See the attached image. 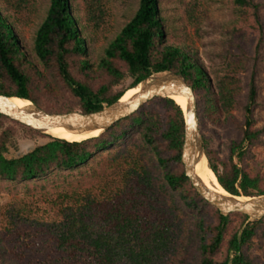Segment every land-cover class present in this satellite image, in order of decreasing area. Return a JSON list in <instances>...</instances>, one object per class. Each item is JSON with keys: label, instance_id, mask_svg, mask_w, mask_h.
<instances>
[{"label": "trees", "instance_id": "obj_1", "mask_svg": "<svg viewBox=\"0 0 264 264\" xmlns=\"http://www.w3.org/2000/svg\"><path fill=\"white\" fill-rule=\"evenodd\" d=\"M234 3L241 22L225 27L234 52L210 85L190 46L178 47L172 35L173 42L165 43L158 0H140L134 18L96 59H89L87 50L103 24L104 0H52L33 41L36 62L25 56L19 37L29 0H0V94L29 100L49 114H88L120 100L127 89L152 75L180 73L197 98L200 130L212 124L229 135L224 156L202 135L208 167L218 184L237 197L264 195V170L250 151L264 137V127H257L254 116L255 59L264 41V21L256 0ZM247 72L244 94L242 75ZM239 108L240 119L233 113ZM141 127L155 163L137 141L116 148ZM184 127L182 109L169 98H154L100 136L82 142L53 138L0 114V177L37 180L54 169L87 165L107 151L93 176L81 182L80 191L59 196L63 203L57 246L68 258L92 257L95 264H160L181 246L184 221L178 211L184 208L197 215L199 264H259L250 252L264 217L223 216L196 193L181 162ZM18 137L47 142L7 158L10 149H17ZM10 261L3 250L2 264Z\"/></svg>", "mask_w": 264, "mask_h": 264}, {"label": "rangeland", "instance_id": "obj_2", "mask_svg": "<svg viewBox=\"0 0 264 264\" xmlns=\"http://www.w3.org/2000/svg\"><path fill=\"white\" fill-rule=\"evenodd\" d=\"M52 0H29L21 24L19 37L25 56L35 61L32 52L34 38L44 23ZM260 3V17L264 21V0ZM140 0H104V21L100 29L91 36L87 57L96 59L104 55L108 45L134 18ZM160 17L166 32L165 43H172L171 36L178 39V47L192 48L193 59L213 85L215 77L223 73L229 59L231 35L225 27L241 22L234 0H158ZM169 33V34H168ZM83 35V34H82ZM255 36V35H253ZM258 86L257 107L254 111L257 127H264V41L255 59ZM251 63V62H250ZM250 72L242 75L245 83L244 94L248 92ZM244 100V97L241 99ZM241 108L233 113L240 119ZM200 130V124H199ZM143 128L130 131L116 148L129 141H137L146 151L147 158L155 163V156L146 147ZM201 135L209 139V147L227 154L230 142L226 130L208 124ZM263 143L250 149L253 160L264 170ZM47 142L44 138H17V149H10L7 158L19 157L37 144ZM102 151L100 155H106ZM96 154L87 165L74 169H54L45 176L30 181H9L0 177V264L3 250L17 264H95L92 257L68 258L57 246V228L62 221L59 208L63 203L59 196L71 190L80 191L81 182L93 176L100 159ZM184 221L181 246L170 251L160 260V264H199L197 215L187 209L178 211ZM250 254L259 264H264V227L254 238ZM7 263V264H10Z\"/></svg>", "mask_w": 264, "mask_h": 264}, {"label": "water", "instance_id": "obj_3", "mask_svg": "<svg viewBox=\"0 0 264 264\" xmlns=\"http://www.w3.org/2000/svg\"><path fill=\"white\" fill-rule=\"evenodd\" d=\"M138 86H140V91L129 101L121 102L118 100L111 105L104 106L99 111L88 114L79 111L49 114L26 99L22 100L29 101L30 105L18 108L10 102L11 99L17 97H7L0 94V114L46 135H49L47 134L48 131L57 127H62L73 135H87L96 131H101L102 134L117 122L136 113L145 103L154 98H169L168 96L173 94L183 95L187 100V106L186 111H183L185 127L181 162L184 166L185 176L192 188L223 216L239 213L249 219L263 218L264 195L237 197L228 194L222 187L226 194H221L209 189L195 174V164L202 159L207 162V159L199 130L197 98L193 88L188 85L184 76L169 71L161 75H152L134 87Z\"/></svg>", "mask_w": 264, "mask_h": 264}, {"label": "bare ground", "instance_id": "obj_4", "mask_svg": "<svg viewBox=\"0 0 264 264\" xmlns=\"http://www.w3.org/2000/svg\"><path fill=\"white\" fill-rule=\"evenodd\" d=\"M140 91V86L138 87H132L125 91L123 96L121 97V102H127L132 97H134L138 92ZM172 101H174L181 109L182 111H186L187 106V100L183 95L173 94L168 96ZM10 102L20 108L29 106L30 102L25 101L19 98H13L10 100ZM47 134L62 139L68 142H82L88 139H91V137L95 138L101 135V131H96L91 134L87 135H73L65 131L62 127L54 128L47 132ZM195 174L200 178V180L205 184L209 189H212L218 193L226 194L224 190L221 188V186L218 184L217 179L213 172L209 169L207 162L205 159H202L201 161H198L194 166Z\"/></svg>", "mask_w": 264, "mask_h": 264}]
</instances>
